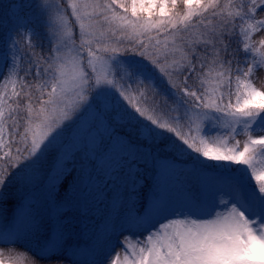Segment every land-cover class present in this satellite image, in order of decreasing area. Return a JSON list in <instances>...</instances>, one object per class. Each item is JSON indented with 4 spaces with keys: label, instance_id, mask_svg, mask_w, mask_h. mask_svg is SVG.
<instances>
[{
    "label": "snow or ice",
    "instance_id": "snow-or-ice-1",
    "mask_svg": "<svg viewBox=\"0 0 264 264\" xmlns=\"http://www.w3.org/2000/svg\"><path fill=\"white\" fill-rule=\"evenodd\" d=\"M7 8L0 264L6 252L65 264L49 253L71 247L68 211L106 200L103 245L89 243L88 264H264V0ZM161 153L186 162L182 199L157 182L149 205L121 202L120 184L133 194L139 184L137 159L168 161ZM10 188L27 208L15 223L3 208Z\"/></svg>",
    "mask_w": 264,
    "mask_h": 264
},
{
    "label": "rangeland",
    "instance_id": "rangeland-1",
    "mask_svg": "<svg viewBox=\"0 0 264 264\" xmlns=\"http://www.w3.org/2000/svg\"><path fill=\"white\" fill-rule=\"evenodd\" d=\"M5 3L6 4H5L4 15L6 16V21L3 23L5 24V26L3 25L2 27H0V39L3 38V36L7 33L8 29L11 27V23L7 20V16L11 15V13H9L8 8H7L9 0H6ZM69 14H70V11H69ZM69 18L71 20V17ZM2 70H3L2 62H0V71ZM257 84L258 85L260 84L259 80L257 81ZM237 139L243 141L244 137L238 136ZM162 156H169V158H171L170 154L161 153V157ZM180 161L185 162L184 160H180ZM158 165H159L158 161H154V160L146 161L144 159L138 158L136 162V169L133 170L134 172L138 170V175L134 177L135 179L139 180V184H137L136 186V192L134 194L132 192L131 181H129L128 183L127 191H125L124 185L121 183L120 184V192L122 194L121 202L128 201L130 197L131 201H136L138 208L143 207L144 202H145L146 193H147V188L149 184L151 183L152 175L156 173ZM191 179L192 178L187 175L185 178V184L188 182V180H191ZM183 187L184 185L180 181L175 180V179H170L169 184H168V192H169L168 196L172 197L174 200L182 199L184 195ZM8 192H9L8 201L6 204L3 205V208L5 209L6 215L9 220L12 211L17 207V203L20 199V194L16 193L15 188H10ZM105 204L110 205L111 201L106 200ZM105 204L100 205V208L102 209L101 210L102 214L100 215V217L98 218V220L95 222L94 226L90 230V232H93V241L99 239V242L101 245H103L104 238L100 236V233L104 231L105 223H106L105 217L107 215ZM116 207H117V210H119L120 204L117 203ZM25 210L27 211V208H25ZM81 210H82V207L80 208L74 207L67 213V215L72 218V223L74 225V233L71 239V247L69 248V250L63 255H61L59 251H56L54 253H49V255L59 256L61 259L64 260L65 264H68L69 259L79 260L81 261V264H88V262L92 259L90 251L88 252L89 255H86L83 251L80 252L79 248H77L80 242L78 237L80 236V233H81V224L83 221V215H82ZM125 227L126 228L130 227L133 232L137 231V228L134 225H125ZM109 233H111L110 228H109ZM21 243L23 244V242ZM111 246L115 248V251L117 252L120 251L118 239L116 237H113V239L111 240ZM23 247L31 248L33 252L35 251V248L32 245L23 244ZM73 253H75V255H73ZM3 259L5 260V264H9L10 260H14L15 264H29L27 254H21V255L13 254L12 256H9L8 253L6 252ZM41 264H55V261L54 260L53 261H41Z\"/></svg>",
    "mask_w": 264,
    "mask_h": 264
},
{
    "label": "trees",
    "instance_id": "trees-1",
    "mask_svg": "<svg viewBox=\"0 0 264 264\" xmlns=\"http://www.w3.org/2000/svg\"><path fill=\"white\" fill-rule=\"evenodd\" d=\"M5 1L6 0H0V24H2V26L3 25L5 26V24H3V23L6 21V16L4 15L5 4H6ZM69 11H70V9H69ZM32 19L35 20V17L32 16ZM162 157H164V156H162ZM158 163H159V165H158V168L156 170V173L154 175H152L151 183L149 184V186L147 188V193H146L144 205L150 204L157 182L160 183L161 190L164 192V194H166V190H165L164 182H163L165 175H167V174H171V175H175V176L184 175V177H186L188 175L187 167L183 163H181L177 160L169 158L168 161H162L161 160ZM160 164L163 166L162 174H161ZM98 199L99 198H97V200ZM89 203H90L89 210L86 213L83 210V208L81 210L82 215H83V221L81 224V233H80V236L78 237L80 242H79L77 248L81 247V246H87V243L88 244L91 243V241L93 239V232H90V230L94 226L95 222L98 220L100 215L102 214V212H101L102 209L100 208L101 204H98L96 201H90ZM20 209H21V207L19 206V203H17V207L12 211V213L10 215V219H9L10 222L14 223V220H15L17 214L19 213Z\"/></svg>",
    "mask_w": 264,
    "mask_h": 264
}]
</instances>
